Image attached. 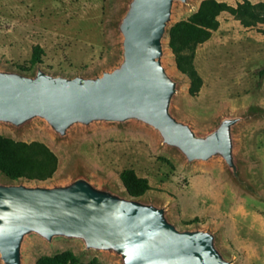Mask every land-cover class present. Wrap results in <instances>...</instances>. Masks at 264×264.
Segmentation results:
<instances>
[{
    "label": "rangeland",
    "instance_id": "obj_1",
    "mask_svg": "<svg viewBox=\"0 0 264 264\" xmlns=\"http://www.w3.org/2000/svg\"><path fill=\"white\" fill-rule=\"evenodd\" d=\"M131 1L0 0V71L96 78L114 70L122 62L119 24ZM204 1L175 3L163 40L162 63L178 84L170 110L198 136L212 133L225 118L241 119L232 130L237 176L219 156L189 163L156 130L137 121L76 125L61 137L36 119L19 129L0 124V137L46 145L58 159L56 172L43 182L11 181L0 172V183L55 187L84 177L126 199L165 208L180 231L211 232L230 264H264V25L246 29L230 13H222L218 31L195 51L203 87L192 97L190 79L178 70L169 47V30ZM215 1L232 7L243 2ZM35 46L45 54L33 67ZM69 253L79 264L94 259L122 264L116 254L88 251L80 240L49 243L38 236L26 239L23 264Z\"/></svg>",
    "mask_w": 264,
    "mask_h": 264
},
{
    "label": "water",
    "instance_id": "obj_2",
    "mask_svg": "<svg viewBox=\"0 0 264 264\" xmlns=\"http://www.w3.org/2000/svg\"><path fill=\"white\" fill-rule=\"evenodd\" d=\"M132 0L119 24L122 62L96 78L34 77L0 71V124L22 128L41 119L61 137L76 125L137 121L156 130L189 163L223 158L237 176L233 127L225 118L206 136L171 113L178 84L162 58L175 3ZM52 243L80 240L88 251L120 257L122 264H230L208 231H180L165 208L126 199L80 177L55 187L0 183V260L23 264L28 237Z\"/></svg>",
    "mask_w": 264,
    "mask_h": 264
},
{
    "label": "trees",
    "instance_id": "obj_3",
    "mask_svg": "<svg viewBox=\"0 0 264 264\" xmlns=\"http://www.w3.org/2000/svg\"><path fill=\"white\" fill-rule=\"evenodd\" d=\"M224 12L240 20L246 29L264 25V2L254 5L243 0L237 7H232L215 0H206L196 13L174 24L169 30V47L175 55L178 70L190 79L189 94L192 97L198 96L203 87V80L194 66L195 51L218 31L219 17ZM44 54L43 48L35 46L31 66L41 63ZM57 168L58 159L46 145L39 142L16 143L0 137V172L11 181H47L53 177ZM36 264H79V260L69 253L59 258L42 257ZM91 264L100 263L94 259Z\"/></svg>",
    "mask_w": 264,
    "mask_h": 264
}]
</instances>
